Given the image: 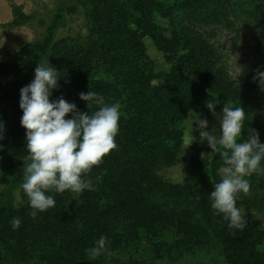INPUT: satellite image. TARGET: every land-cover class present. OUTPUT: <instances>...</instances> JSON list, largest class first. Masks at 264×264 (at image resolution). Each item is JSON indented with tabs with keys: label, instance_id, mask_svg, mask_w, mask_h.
<instances>
[{
	"label": "trees",
	"instance_id": "obj_1",
	"mask_svg": "<svg viewBox=\"0 0 264 264\" xmlns=\"http://www.w3.org/2000/svg\"><path fill=\"white\" fill-rule=\"evenodd\" d=\"M74 1L83 7L84 35L56 37L65 25L64 11L77 10L74 3L60 4L41 39L0 62V78L7 79L0 81V107L8 111L5 129L11 142L9 154L0 157V182L8 184L0 191V264H157L178 262L211 245L221 249L229 264H264V229L249 214L251 207L264 202V175L246 177L250 191L236 200V206L245 210V226L229 228L209 200L222 178L219 147L202 160L201 152L211 149L207 142L198 143L188 159L182 157L184 122L190 114L212 121L209 102L215 103L217 114L225 102L244 109L238 142L247 139L250 129L264 142L254 79L257 65L244 76L231 78L208 42L209 33L203 31L217 24L230 29L244 14L259 20L263 0ZM12 11L9 27L34 19L18 5L13 4ZM259 41L264 53V36ZM150 47L161 54L165 69L156 68ZM46 60L61 76L50 99L63 96L79 111L91 113L97 106L87 108L79 93L94 91L108 103L119 102L121 116L116 148L86 174L95 190L76 196L67 190L48 193L55 206L34 218L20 188L23 164L29 161L18 102L19 90L33 79L36 63ZM259 68L264 70V60ZM183 161L180 182L159 173ZM15 189L20 197L17 205L12 197ZM14 217L21 220L16 229L11 226ZM101 236L106 237L107 250L90 260L87 250ZM122 253L128 254L127 259L119 257ZM134 253L142 259L134 258Z\"/></svg>",
	"mask_w": 264,
	"mask_h": 264
},
{
	"label": "clouds",
	"instance_id": "obj_2",
	"mask_svg": "<svg viewBox=\"0 0 264 264\" xmlns=\"http://www.w3.org/2000/svg\"><path fill=\"white\" fill-rule=\"evenodd\" d=\"M49 65L48 60L36 63L33 79L19 90L20 124L25 129L26 159L29 161L23 164L24 179L20 188L28 197L32 208L30 215L34 218L38 212L55 206L54 197L48 193L67 190L76 196L85 190H95L86 174L116 148L115 137L121 116L119 102L108 103L103 95L94 91L79 93L87 108L97 106L91 113L79 111L75 103L66 101L63 96L50 99L61 76ZM254 79L264 89V71H257ZM214 105L209 102L206 107L219 121V132L214 126L210 131L206 130L208 120L191 114L187 121L190 139L185 146L196 139L192 135L195 129L199 141H206L211 149V152H201L202 160L216 153L219 147L223 158V166L219 169L222 178L209 193L210 206L215 214H223L229 228L242 229L245 220L236 200L240 193L247 195L250 191L246 177L253 173L264 175V164L261 163L264 161V142L259 140L254 129L249 130L247 139L238 142L246 118L244 109L225 102L217 114ZM66 114H71L70 118H66ZM2 131L3 122L0 121ZM20 224L19 217L12 218L13 229ZM106 243V237H99L87 250L89 259L96 260L102 255L107 250Z\"/></svg>",
	"mask_w": 264,
	"mask_h": 264
},
{
	"label": "rangeland",
	"instance_id": "obj_3",
	"mask_svg": "<svg viewBox=\"0 0 264 264\" xmlns=\"http://www.w3.org/2000/svg\"><path fill=\"white\" fill-rule=\"evenodd\" d=\"M73 3L76 4L74 0H0V62L9 60L26 43L41 39L44 36L46 25L50 22L57 7L60 4H65L66 7H68ZM13 4L20 6L25 14L33 15L34 19L20 26L9 27L7 23L13 19ZM76 8V12L70 13L68 10L64 11L65 25L58 29L57 38L66 35H84L86 33V29L84 28L83 7L80 3H77ZM258 16L259 20L244 14L243 17L235 21L233 27L230 29L221 28L219 24L209 25L203 28V31L209 33L208 42L213 45L217 53H219L221 59L227 66L230 77L233 79H236V74L240 69L241 71L237 79L250 71L254 64L257 65L258 71H264L259 68L261 61L264 60V53L262 51L263 45L257 44V40L260 43L259 39L264 36V23L260 21L264 20V13ZM148 53L153 57L156 68L165 69L167 67L163 57L155 49L150 47ZM5 80L7 79L4 77L0 78L1 82ZM257 95L261 103L262 111L259 116V122H264V89H262L259 84ZM7 112L0 107V121L3 122V131L0 132V157L9 154V150H11L10 138L5 129V117L7 116ZM187 121L188 119L184 122L185 144L182 153L184 160L188 159L196 144L206 142L199 141V136H196L193 131L192 135L196 137V139L185 146L190 139L188 136ZM213 126L216 128L217 132H219L220 125L216 117L208 122V128L206 130L210 131ZM183 164L184 161L176 166L161 169L159 173L168 181L180 182L183 177ZM7 186L8 184L6 182H0V191L4 190ZM263 190L262 196L264 198ZM12 197L14 205H17L20 198L18 189L13 190ZM239 209L245 219L246 213L244 208L240 206ZM249 214L255 224L261 229H264V202L259 208L251 207ZM214 246L211 245L208 248L198 251L196 254L187 255L178 262H168L164 260L157 264H229L220 253L221 249H218V247L216 249ZM119 257L127 259L128 254L122 253ZM133 257L138 258V260L142 259L139 256H135V253ZM77 264L93 263L84 261Z\"/></svg>",
	"mask_w": 264,
	"mask_h": 264
}]
</instances>
